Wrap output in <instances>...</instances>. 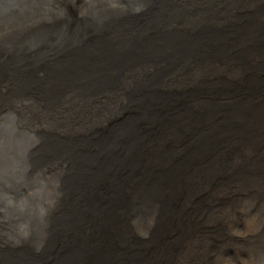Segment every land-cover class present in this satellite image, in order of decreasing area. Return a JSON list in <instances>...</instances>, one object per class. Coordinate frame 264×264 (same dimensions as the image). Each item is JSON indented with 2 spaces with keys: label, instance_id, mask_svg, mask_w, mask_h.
<instances>
[{
  "label": "bare ground",
  "instance_id": "bare-ground-1",
  "mask_svg": "<svg viewBox=\"0 0 264 264\" xmlns=\"http://www.w3.org/2000/svg\"><path fill=\"white\" fill-rule=\"evenodd\" d=\"M96 2L0 0V264H264V0Z\"/></svg>",
  "mask_w": 264,
  "mask_h": 264
},
{
  "label": "rangeland",
  "instance_id": "rangeland-1",
  "mask_svg": "<svg viewBox=\"0 0 264 264\" xmlns=\"http://www.w3.org/2000/svg\"><path fill=\"white\" fill-rule=\"evenodd\" d=\"M80 1V2H79ZM78 3H81V7H80V9H82V10H95V9H97V8H100L101 6H99L98 4V2H96V0H93V2H88V0H77V3L76 4H78ZM87 3V4H86ZM84 7H86V8H84ZM95 7V8H94ZM14 14V13H13ZM20 14V12H18L17 14H14V15H19ZM24 225V226H23ZM23 225H19V226H21L19 229H18V235H20V234H22L23 236H21V238H22V242L24 243L28 238H29V235L31 234V232H27V229H26V225L25 224H23ZM26 231V232H25ZM25 233V234H24ZM263 259H264V257H263Z\"/></svg>",
  "mask_w": 264,
  "mask_h": 264
}]
</instances>
